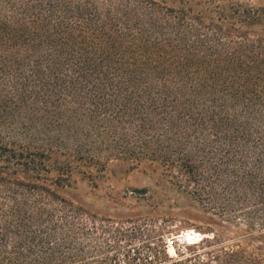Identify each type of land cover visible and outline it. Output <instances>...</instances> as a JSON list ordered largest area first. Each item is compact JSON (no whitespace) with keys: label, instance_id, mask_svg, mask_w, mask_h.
Segmentation results:
<instances>
[{"label":"trees","instance_id":"trees-1","mask_svg":"<svg viewBox=\"0 0 264 264\" xmlns=\"http://www.w3.org/2000/svg\"><path fill=\"white\" fill-rule=\"evenodd\" d=\"M180 3L0 0V264H264V7ZM114 159L244 228L112 252L67 191Z\"/></svg>","mask_w":264,"mask_h":264},{"label":"rangeland","instance_id":"rangeland-1","mask_svg":"<svg viewBox=\"0 0 264 264\" xmlns=\"http://www.w3.org/2000/svg\"><path fill=\"white\" fill-rule=\"evenodd\" d=\"M179 6L180 1L199 2L193 5L196 10H210L227 2L264 7V0H155ZM90 170L91 178L74 176L73 188L67 195L89 208L96 216L99 226L103 218V241L111 244L119 242L112 252L120 256L125 248L141 245L137 237L149 238L152 246L164 248L171 258L192 256L209 246L205 241H229L236 238L243 225L224 223L223 227L211 223L215 218L211 212L192 200L185 191L173 184L164 167L150 162L123 163L111 160L99 171L95 167L83 166ZM99 218V219H98ZM194 228L202 233L203 240L188 244L184 235L187 229ZM120 232L134 233L131 244ZM214 232L217 236L214 238ZM97 235L100 230L97 229ZM229 239V240H228ZM200 247V248H199Z\"/></svg>","mask_w":264,"mask_h":264},{"label":"built area","instance_id":"built-area-1","mask_svg":"<svg viewBox=\"0 0 264 264\" xmlns=\"http://www.w3.org/2000/svg\"><path fill=\"white\" fill-rule=\"evenodd\" d=\"M186 236L187 240L189 241L188 244H195L197 242H200L203 240L202 233L197 231L194 228L187 229L184 233Z\"/></svg>","mask_w":264,"mask_h":264}]
</instances>
